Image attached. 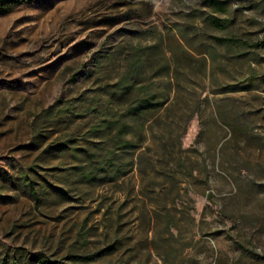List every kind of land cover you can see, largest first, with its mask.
I'll list each match as a JSON object with an SVG mask.
<instances>
[{"label": "rangeland", "instance_id": "374dc122", "mask_svg": "<svg viewBox=\"0 0 264 264\" xmlns=\"http://www.w3.org/2000/svg\"><path fill=\"white\" fill-rule=\"evenodd\" d=\"M127 77L163 103L158 122L127 114ZM107 119L142 139L112 157L115 181L99 170ZM45 261L264 264V0H32L0 15V264Z\"/></svg>", "mask_w": 264, "mask_h": 264}, {"label": "trees", "instance_id": "16d2710c", "mask_svg": "<svg viewBox=\"0 0 264 264\" xmlns=\"http://www.w3.org/2000/svg\"><path fill=\"white\" fill-rule=\"evenodd\" d=\"M32 0H0V15H6L8 14L14 7L23 5V4H30ZM212 4H215L213 1H211ZM210 22L215 27L225 30L229 28L230 26V20L228 19H218L215 17H211ZM179 36L180 39L177 40L178 46L180 49L185 52V54L190 55L192 58L194 57L193 53H197L201 55L202 53H199L198 51H195L192 49L191 40L189 37V34H186L183 29H179ZM221 42L225 44H232L236 47L240 48H246L247 43L237 39V38H227V39H221ZM183 43V44H182ZM192 51V52H191ZM170 52L176 56V51L170 50ZM117 90H119V99L122 100V103L126 104V112L128 115L136 116V118H143L144 123H148L151 121L158 122L159 120V108L158 106L162 105L159 103H154L153 95H149L147 91V87L144 86H138L135 87L131 82H129L128 77L126 79L121 80L119 83L116 84L115 87ZM249 87H234L231 89V92L241 91L248 89ZM114 95L117 94L115 91L112 92ZM54 110V107L50 108L47 113H52ZM113 126L117 127V133L112 137L111 143L112 148L107 152L106 155L102 156L101 160L99 161V164L101 165L99 170H104L106 175L111 178L112 181H115L118 177H123L127 174L126 171H124L122 166H119L115 163L113 156L116 155L117 151H127V150H140L142 149V142L139 139V142L133 143L132 141L126 139V130L127 125L125 123L121 122V119H115L110 120L107 119L104 121L103 127L105 128H112ZM143 130L144 126H143ZM142 130V131H143ZM150 150V149H149ZM95 157V156H94ZM139 163L142 164V156L139 155ZM111 164H115L114 170L112 172L108 171V167ZM94 170H88L87 172L83 173L82 176L87 178H94ZM177 182L172 181V186L175 188ZM43 264H54L48 261L43 262Z\"/></svg>", "mask_w": 264, "mask_h": 264}]
</instances>
